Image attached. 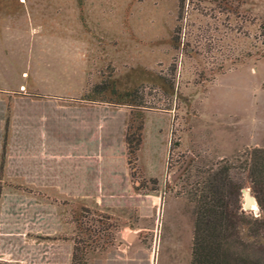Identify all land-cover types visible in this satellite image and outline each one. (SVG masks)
Returning a JSON list of instances; mask_svg holds the SVG:
<instances>
[{
	"label": "rangeland",
	"instance_id": "1",
	"mask_svg": "<svg viewBox=\"0 0 264 264\" xmlns=\"http://www.w3.org/2000/svg\"><path fill=\"white\" fill-rule=\"evenodd\" d=\"M176 4L0 0V55L7 91L37 98L31 106L47 115L54 101L104 107L110 135L103 143L108 142L111 152L103 161L96 197L86 173V186L79 192L85 202L69 203L64 197L77 193L69 182L80 180L64 157L71 140L47 123L39 154L61 156L40 169L38 181L46 192L20 186L16 224L0 219V230L13 227L18 233L14 241L0 237V264H33V254L43 249L66 263L76 232L70 211L77 205L83 207L80 218L90 230V239L87 233L79 234L84 255L78 264L189 263L191 206L172 178L178 174L180 156L187 155L182 168L191 157L199 163L233 160L252 147L264 148V44L258 29L264 0H241L238 17L212 6L207 14L191 10L179 21ZM176 24L180 31L174 43ZM186 42L195 51H186ZM95 84L101 90L93 89ZM142 86L164 92L172 101L170 110L152 109L131 97ZM138 119L143 122L142 141L130 171L124 134ZM172 140L179 146L167 169ZM83 142V148L93 147L88 138ZM150 177L156 179L155 192L148 190ZM140 182L146 188L136 190ZM244 211L259 215L258 208ZM260 239L264 242V235ZM37 244L53 245L36 250Z\"/></svg>",
	"mask_w": 264,
	"mask_h": 264
},
{
	"label": "trees",
	"instance_id": "2",
	"mask_svg": "<svg viewBox=\"0 0 264 264\" xmlns=\"http://www.w3.org/2000/svg\"><path fill=\"white\" fill-rule=\"evenodd\" d=\"M241 0H177L176 21L191 10L207 14L212 6L221 13L238 17ZM213 10V9H212ZM202 11V12H201ZM260 43L264 44V18L259 24ZM180 26L176 24L172 30V42H178ZM186 51H195L186 42ZM93 89L101 90L99 84ZM137 90V89H136ZM134 90L131 97L140 100ZM143 122L137 120L135 126H126L124 146L126 163L130 171L134 169L136 152L142 141ZM179 146L177 140L168 145L166 168L171 161V154ZM181 155V164L175 178L179 184V192L191 206L192 232L190 243V259L188 264H264V148L252 147L233 160L219 159L214 162H194L191 157L186 164ZM1 167V162H0ZM147 181L152 185L149 191H157L154 177ZM248 185L253 195L259 215L253 217L241 210V190ZM140 182L139 189H145ZM77 210H71L70 216L75 228L72 238L70 264H78L84 255L80 243L84 240L79 234L89 237L90 230L84 228L80 217L83 207L77 205ZM77 212V213H75ZM74 215V216H73ZM91 242L96 243L95 238Z\"/></svg>",
	"mask_w": 264,
	"mask_h": 264
},
{
	"label": "crops",
	"instance_id": "3",
	"mask_svg": "<svg viewBox=\"0 0 264 264\" xmlns=\"http://www.w3.org/2000/svg\"><path fill=\"white\" fill-rule=\"evenodd\" d=\"M5 68V61L0 55V219L6 220L12 226L20 215L18 210L22 206L21 187L32 192H46L38 181L40 169L45 166L46 161L60 159L61 155L55 152L48 151L46 156L39 154L40 146L44 145L43 139L47 135V123L53 129L62 130L71 140L64 157L69 160L74 172L80 173V180L69 182V186L75 188L77 193L64 199L69 203L85 202L79 192L86 186V173L93 179L96 197V192L102 185L103 161L111 156L108 142L103 143V138L108 140L110 135L105 126V120L110 116L109 112L104 113L108 110L102 106L55 104L54 100L50 104L49 115L46 111L39 112L38 107L31 106L34 102L37 103V98L7 91L4 83ZM85 138L90 140L93 147L83 148ZM72 139L75 140L73 144ZM93 202L96 203L95 200ZM17 234L13 227H9L7 231L0 230V237L7 241L16 240ZM39 245L41 246L36 245V250L39 247L41 250L42 247L51 248L53 244ZM42 253L33 254V264H69V247L66 263L57 262L53 258L55 253L51 250L43 249Z\"/></svg>",
	"mask_w": 264,
	"mask_h": 264
},
{
	"label": "built area",
	"instance_id": "4",
	"mask_svg": "<svg viewBox=\"0 0 264 264\" xmlns=\"http://www.w3.org/2000/svg\"><path fill=\"white\" fill-rule=\"evenodd\" d=\"M136 93L140 101L152 109L169 111L172 106L171 99L155 86H142Z\"/></svg>",
	"mask_w": 264,
	"mask_h": 264
},
{
	"label": "water",
	"instance_id": "5",
	"mask_svg": "<svg viewBox=\"0 0 264 264\" xmlns=\"http://www.w3.org/2000/svg\"><path fill=\"white\" fill-rule=\"evenodd\" d=\"M241 195H242L241 210L247 209L252 211V209L257 208L256 201L253 195L250 193L249 188L242 189ZM252 205L254 206V208L251 207Z\"/></svg>",
	"mask_w": 264,
	"mask_h": 264
},
{
	"label": "bare ground",
	"instance_id": "6",
	"mask_svg": "<svg viewBox=\"0 0 264 264\" xmlns=\"http://www.w3.org/2000/svg\"><path fill=\"white\" fill-rule=\"evenodd\" d=\"M251 207H252V208H254V206H253V205H252ZM254 209H255V208H254Z\"/></svg>",
	"mask_w": 264,
	"mask_h": 264
}]
</instances>
